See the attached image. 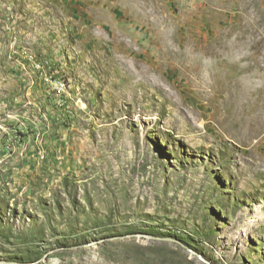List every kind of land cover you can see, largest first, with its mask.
Masks as SVG:
<instances>
[{
	"label": "rangeland",
	"instance_id": "obj_1",
	"mask_svg": "<svg viewBox=\"0 0 264 264\" xmlns=\"http://www.w3.org/2000/svg\"><path fill=\"white\" fill-rule=\"evenodd\" d=\"M0 264H264V0H0Z\"/></svg>",
	"mask_w": 264,
	"mask_h": 264
},
{
	"label": "bare ground",
	"instance_id": "obj_2",
	"mask_svg": "<svg viewBox=\"0 0 264 264\" xmlns=\"http://www.w3.org/2000/svg\"><path fill=\"white\" fill-rule=\"evenodd\" d=\"M227 53V52H226Z\"/></svg>",
	"mask_w": 264,
	"mask_h": 264
}]
</instances>
